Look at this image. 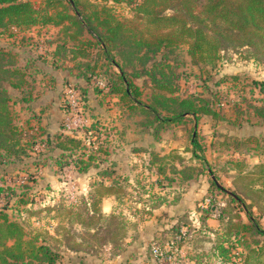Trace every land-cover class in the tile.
<instances>
[{"label": "rangeland", "instance_id": "374dc122", "mask_svg": "<svg viewBox=\"0 0 264 264\" xmlns=\"http://www.w3.org/2000/svg\"><path fill=\"white\" fill-rule=\"evenodd\" d=\"M24 1H30L41 17L63 10L59 0ZM141 1L108 3L117 18L127 19L136 11L135 2ZM72 34L77 35V27L65 23L10 26L0 35V48L17 55L27 82L21 90L7 86L20 144L17 153L0 159V212L21 225L26 242L48 246L58 256L56 264H157L152 243L164 244L183 228L189 231L180 256L184 263L264 264V236L254 229L240 203L212 185L214 175L224 189L239 192L264 230V181L255 168L264 160V119L254 115V107L264 108V93L255 84L264 82V60H255V52L244 47L227 49L215 61L192 64L183 55L187 45L180 46L169 57L178 76L175 95L210 99L224 119L201 116L196 131L191 116L185 123L161 127L147 111L108 94L105 68L90 81L75 76V63L84 59L74 61L71 56L76 45ZM80 37L89 39L87 34L77 35L78 44ZM59 45V55L52 58ZM86 50L90 54L86 60L96 55L95 47ZM126 69L140 88L141 101L151 104L160 90L144 75L136 76L142 69L138 62ZM71 89L74 108L68 104ZM24 97L29 102H23ZM68 119L79 127L67 130ZM62 131L81 139V148L62 154L45 144L47 134ZM195 132L203 147L198 155L206 158L213 175L193 157ZM158 143L174 148L161 154L155 151ZM138 150L145 152L140 160ZM130 154L137 156L129 175ZM239 173L253 176L235 186L232 180ZM101 182L113 186L109 214L102 212L107 191ZM203 185H209L203 196L186 197L189 190ZM160 188H166L162 195ZM210 195L226 203L214 229L203 221V204ZM162 198L164 209L178 201L180 214L171 217L165 210L153 211ZM195 210L201 215H192ZM235 232L238 238L232 236Z\"/></svg>", "mask_w": 264, "mask_h": 264}, {"label": "trees", "instance_id": "16d2710c", "mask_svg": "<svg viewBox=\"0 0 264 264\" xmlns=\"http://www.w3.org/2000/svg\"><path fill=\"white\" fill-rule=\"evenodd\" d=\"M109 1L120 2L59 0L57 3L63 6L62 11L56 16L46 14L41 17L30 1L0 0V35L10 26L30 28L38 25L74 24L78 36H89L87 41H82L83 37H80L81 44H78L77 35H71V39L76 41V45L70 49L72 58L74 61L84 59L74 65L77 78L90 81V77L99 75V70L105 68L108 94L118 96L122 102H130L132 107L147 111L161 127L185 123L192 117L194 131L201 116H210L213 120L224 118L220 111L213 108L210 99L196 95H175L177 89L174 78L178 76L172 70L169 57L180 46L187 45L183 55L190 57L192 64L205 59L215 61L227 49L244 47L255 52V60H264V0H142L135 2L138 4L136 11L127 19L117 18ZM86 10H90V13L86 14ZM90 46L96 48V55L86 60L90 56L86 48ZM57 47L54 56H58L62 49L60 45ZM134 61L142 68L141 71L135 69L138 72L136 76L144 75L155 89L160 90L153 95L149 105L141 101L140 88L133 83L126 69ZM25 78V69L19 67L17 55L0 48V159L6 154L18 152L16 146L20 141L7 86L21 90L23 85H27ZM255 84L260 86L259 92L264 93V82L255 81ZM22 101L29 102V99L24 97ZM254 109V115L264 119V108ZM45 144L60 149L64 154L80 149L82 140L62 131L56 135L47 134ZM191 145L194 159L202 161L213 175L206 158L198 155V151L203 152V147L197 140L196 132L191 138ZM255 168L260 171L258 178L264 181V160ZM252 176L239 173L233 178L232 184L238 186ZM212 185L220 192H225L214 180ZM100 186L107 191L103 197L112 195V185L101 182ZM232 193L237 196V199L232 197V200L243 206L254 229L264 236V230L254 221L243 197L235 190ZM225 207L218 219L223 216ZM205 212L204 225L210 218L209 211ZM23 236L21 225L10 220L6 213L0 212V264H56L58 256L48 246L26 242ZM232 236L239 237L236 232Z\"/></svg>", "mask_w": 264, "mask_h": 264}, {"label": "built area", "instance_id": "2783aa9c", "mask_svg": "<svg viewBox=\"0 0 264 264\" xmlns=\"http://www.w3.org/2000/svg\"><path fill=\"white\" fill-rule=\"evenodd\" d=\"M69 97L68 101L70 108L76 107L75 100L73 99L74 91L73 89L68 92ZM64 127L71 131L79 127V124L76 120L71 119L65 122ZM226 206V203L223 202L222 198L218 195H210L205 199L203 204V209L209 211L210 218L218 219L222 209ZM189 238V231L187 228L180 230L174 238L169 239L164 244L154 242L151 245V255L153 260L157 264H191L189 262H182L180 256L182 255V244Z\"/></svg>", "mask_w": 264, "mask_h": 264}, {"label": "crops", "instance_id": "0c3cea01", "mask_svg": "<svg viewBox=\"0 0 264 264\" xmlns=\"http://www.w3.org/2000/svg\"><path fill=\"white\" fill-rule=\"evenodd\" d=\"M52 55V58H54L55 56V54H54V52L51 54ZM52 64H55L54 66L55 67H57V63H55V62H52ZM55 67H53L54 69H55ZM138 147H140V146H143L141 143H139L138 145H137ZM173 146V145H172ZM171 146V143L169 144V147H167L166 145H164L163 143H158V144H156V148H155V151L156 152H158V153H161V154H164V153H167L169 150H171V149H173L174 147H172ZM165 149L167 150V151H165ZM136 154L139 156V157H137V158H139V160H140V158H141V155H145V152H140V150H138L137 152H136ZM133 155V157L131 156V154L129 155L130 156V159H128L127 160V166L129 167V170H128V174L130 175V169H131V167H132V162H133V160L134 159H136V156L137 155ZM133 159V160H132ZM130 163V164H129ZM127 182H128V184H130L132 181H131V179L129 178L128 180H127ZM170 184H172V183H170ZM169 186V185H168ZM167 186V188H172V187H168ZM164 189H166V188H160V190H161V192H160V194L162 195L163 193H164ZM209 189V185L208 186H206V185H203L202 186V189H199V188H197V190H194L193 192L191 191V190H189L187 193L188 194H186V197H195V196H203L206 192H207V190ZM192 194V195H191ZM190 195V196H189ZM163 201V198L162 199H160V203H159V206H158V208H156L155 210H153V211H158V210H165L164 212H168L169 213V216H176V215H179L180 214V212L182 211V207H181V204L180 203H178V201H176V202H172V204H170V206H168V207H171L170 209H164L165 208V206H167L165 203H163L162 202ZM113 205H114V196L113 195H108V196H106V197H104L103 198V201H102V212L103 213H107V214H109L110 212H112V209H113ZM148 210H149V208H147ZM196 212H192L191 214L192 215H201V213H199V212H197V210H195ZM162 213V212H161ZM207 225H208V227H210V228H217V226H218V221H217V219H213V218H209L208 220H207ZM161 228H163V226H160V228L159 229H161Z\"/></svg>", "mask_w": 264, "mask_h": 264}, {"label": "water", "instance_id": "95a60500", "mask_svg": "<svg viewBox=\"0 0 264 264\" xmlns=\"http://www.w3.org/2000/svg\"><path fill=\"white\" fill-rule=\"evenodd\" d=\"M70 1H72V0H70ZM212 179L216 182V185L219 187V188H221V189H224L218 182H217V180H216V178L214 177V176H212ZM225 190V192L227 193V194H229L230 196H232V197H234L235 199H237V196L234 194V193H232L231 191H228V190H226V189H224Z\"/></svg>", "mask_w": 264, "mask_h": 264}]
</instances>
